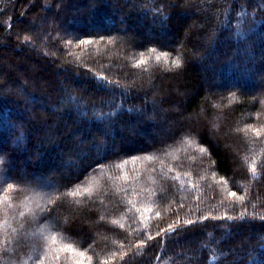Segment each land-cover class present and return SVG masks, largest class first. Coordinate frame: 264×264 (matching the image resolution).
Masks as SVG:
<instances>
[{
    "label": "trees",
    "instance_id": "1",
    "mask_svg": "<svg viewBox=\"0 0 264 264\" xmlns=\"http://www.w3.org/2000/svg\"><path fill=\"white\" fill-rule=\"evenodd\" d=\"M260 216L262 0H0V264H264Z\"/></svg>",
    "mask_w": 264,
    "mask_h": 264
},
{
    "label": "snow or ice",
    "instance_id": "2",
    "mask_svg": "<svg viewBox=\"0 0 264 264\" xmlns=\"http://www.w3.org/2000/svg\"><path fill=\"white\" fill-rule=\"evenodd\" d=\"M262 2H264V0H262ZM25 39H27V37ZM81 43L82 44H89L90 45L93 42L86 40V41H82ZM160 59H161L160 56H157L156 57V60L157 61H159ZM145 63H146V61L143 60V59H141V60H139L136 63L135 67H140L141 65H144ZM171 64H172V66L174 68H180L181 67V60L178 58L176 60L171 61ZM145 70H147V69H145ZM101 79H103V78H101ZM106 84L111 85L112 88H113V90L119 89L121 87L119 81H107ZM121 95H123V93H121ZM206 151H207L206 148H203V147L200 148V152L202 154L205 153ZM252 175L254 177H256L255 169L252 170ZM256 178L259 179V177H256ZM169 188H170V186L162 187L161 191L162 192L169 191ZM84 191H85V193H87L88 192V189H85ZM78 194L79 193H76V192L71 193V195H78ZM236 195H237L236 192H230L229 193V196L230 197H236ZM59 199H60V197H57V200H59ZM53 203H55V202H53ZM181 207H183V205H181ZM212 218L213 219H216V217H212ZM259 218L261 220H264V216H260ZM204 219L206 220V219H208V217H204ZM198 223H202V221L199 218H197L196 220L188 219V220H186L184 222L183 225H181L180 221H176L173 225H169V228L168 229H161L160 231H158L156 233V236L160 237V240L157 242V245H155V246L156 247L162 246L163 243H164L165 238H168L169 240H171V238L173 236H177L178 237L182 232L183 233H186V232L191 231L192 229H191L190 226L196 225ZM155 239H156V237H154V236H152L150 234L147 236V240L148 241H153ZM139 246L140 247H146L147 245H145L142 242L141 245H139ZM79 255L83 256V253H80ZM156 258L157 259H160L159 256H157ZM218 264H224V261L218 258Z\"/></svg>",
    "mask_w": 264,
    "mask_h": 264
},
{
    "label": "rangeland",
    "instance_id": "3",
    "mask_svg": "<svg viewBox=\"0 0 264 264\" xmlns=\"http://www.w3.org/2000/svg\"><path fill=\"white\" fill-rule=\"evenodd\" d=\"M95 182H96L95 179L91 180V182L89 183V187L93 188L95 185Z\"/></svg>",
    "mask_w": 264,
    "mask_h": 264
}]
</instances>
